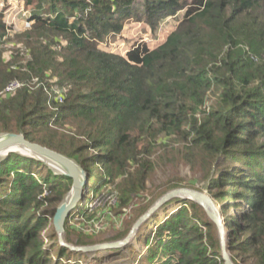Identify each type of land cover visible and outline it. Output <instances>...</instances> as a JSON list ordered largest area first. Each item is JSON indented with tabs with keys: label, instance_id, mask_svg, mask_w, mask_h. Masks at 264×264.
<instances>
[{
	"label": "trees",
	"instance_id": "obj_1",
	"mask_svg": "<svg viewBox=\"0 0 264 264\" xmlns=\"http://www.w3.org/2000/svg\"><path fill=\"white\" fill-rule=\"evenodd\" d=\"M180 12L176 28L153 49L139 44L121 56L98 46L127 19L155 30ZM31 20L19 37L24 64L13 65V56L6 62L0 50V90L13 79L38 78L40 85L23 82L0 95V132L22 133L75 159L87 173L83 192L93 197L123 175V202L151 173L152 142L175 136L184 143V160L199 156L204 163L208 192L222 205L232 261L264 264V0H37ZM4 36L0 13V42ZM54 85L65 88L62 102ZM207 99L213 103L203 110ZM66 123L84 141L60 133ZM89 150L96 154L83 158ZM35 167L46 176L33 175ZM71 184L17 153L0 161V264H61L69 250L44 248L42 229L52 212H38ZM73 212L90 216L87 204ZM213 226L199 205L181 200L157 222L148 261L225 264Z\"/></svg>",
	"mask_w": 264,
	"mask_h": 264
},
{
	"label": "rangeland",
	"instance_id": "obj_2",
	"mask_svg": "<svg viewBox=\"0 0 264 264\" xmlns=\"http://www.w3.org/2000/svg\"><path fill=\"white\" fill-rule=\"evenodd\" d=\"M1 1L4 3L1 8L3 21L9 28V37L4 36L0 42L2 56L6 62H11L12 56L16 58L15 63H12L13 65L24 64L28 57L25 55V45L19 40V37L32 27L33 21H29V19L33 16L37 0ZM181 17L182 12L176 14L174 17H169L161 21L155 30H151L143 21L127 19L124 21L123 28L119 33L109 31L101 40H98V46L105 51L121 56H126L128 50L139 44L153 49L165 41L168 34L176 28ZM19 81L37 88L32 82ZM212 103L213 99H207L201 109L206 110ZM58 131L71 137L74 136L79 143L83 140H78V138H82L83 134H79L73 124L66 123L65 126H60ZM152 143L153 149L148 158L152 160L153 168L145 179L144 186L138 192L130 194L126 202L121 200L120 189L122 188L120 186L123 185V175L109 179V182L106 183L108 186L100 189L101 191H99L97 197H93L86 189V193L83 192L85 199L79 202L78 208H82L85 204L92 202V208L89 211L90 216L84 218H75V216L67 217V221L64 223L63 233L66 242L73 245H87L123 238L128 234L136 219L144 214L160 196L172 188L190 187L203 191L212 197L206 187L208 181L204 180V163L199 156L193 159L196 162L184 160L182 157L184 143L175 136H160ZM95 154L96 151L89 150L83 153V158ZM94 168L98 170L102 169L103 166L101 164H95ZM33 175L42 179L46 176V171L42 167H35ZM97 186V184L93 185V187ZM171 186L175 187L171 188ZM93 187H90V191ZM69 190L56 203L51 205L45 204L38 212L40 214V211L45 208H48L52 212L46 216L47 220L42 229L41 238L44 242L45 249L54 244L59 245L57 234L52 223V216L55 208L64 200ZM47 194H50L48 190L44 192V195ZM180 204L181 200H171L162 205L157 212L151 215L139 227L135 235L134 243L129 242L122 248L91 253L71 252L69 250L62 257L61 264H153L148 261L147 254L148 248L155 244L157 238L155 234L157 222L165 219L167 214H171L170 212H174V209H177ZM217 205L220 207L221 212L222 205ZM204 214L206 216L205 212ZM221 215L223 216L222 212ZM213 227V234L217 236V229L215 226ZM51 256L53 262H55L58 258L57 251L52 252Z\"/></svg>",
	"mask_w": 264,
	"mask_h": 264
},
{
	"label": "water",
	"instance_id": "obj_3",
	"mask_svg": "<svg viewBox=\"0 0 264 264\" xmlns=\"http://www.w3.org/2000/svg\"><path fill=\"white\" fill-rule=\"evenodd\" d=\"M13 149H22L27 154H20ZM10 152L32 158L48 166L56 175L67 176L72 179V184L64 200L60 202L54 210L52 223L57 234L58 243L66 247L71 252L91 253L96 251L122 248L129 243V239L136 235L139 227L147 221L162 205L171 200H190L201 206L207 218L217 229L218 242L221 255L225 264H235L229 252L228 231L221 215L220 207L214 199L205 192L190 187L172 188L165 192L159 199L151 205L143 215H140L128 234L121 239L96 244L73 245L65 241L64 222L72 209L83 199V189L87 183V173L81 165L62 153L52 150L41 144L27 140L22 133L0 132V161ZM176 209H174L175 211ZM173 212V211H172ZM170 212V213H172Z\"/></svg>",
	"mask_w": 264,
	"mask_h": 264
},
{
	"label": "built area",
	"instance_id": "obj_4",
	"mask_svg": "<svg viewBox=\"0 0 264 264\" xmlns=\"http://www.w3.org/2000/svg\"><path fill=\"white\" fill-rule=\"evenodd\" d=\"M4 3L3 1L0 0V13L2 11V7H3ZM29 19V18H28ZM29 21H33L31 19H29ZM9 29V28H8ZM32 84L35 86V87H39L40 85V82H39V79L38 78H34L32 81ZM21 86H23V82H20L19 80L17 79H13V80H10L8 81L2 88V90H0V95L2 96H5V95H10V94H13L17 89H19ZM45 89V88H44ZM51 90L55 92V95L58 99L59 102H62L63 100V95L65 93V88H58L57 86H51ZM44 194V193H43ZM112 195V193H111ZM92 202H90L89 204H87V208H88V211L91 210L92 208V205H91ZM79 205V203L76 205V207ZM75 207V208H76ZM74 208V209H75ZM73 210V209H72ZM70 217L71 216H75V218H80V216H78V214L76 213H70L69 214Z\"/></svg>",
	"mask_w": 264,
	"mask_h": 264
},
{
	"label": "bare ground",
	"instance_id": "obj_5",
	"mask_svg": "<svg viewBox=\"0 0 264 264\" xmlns=\"http://www.w3.org/2000/svg\"><path fill=\"white\" fill-rule=\"evenodd\" d=\"M13 150H15V151H17V152H19L20 154H27L28 152L27 151H24V150H22V149H13ZM157 212V211H156ZM143 215V214H142ZM151 217V216H150ZM134 241H135V236H132L130 239H129V242L130 243H134ZM119 248V247H118Z\"/></svg>",
	"mask_w": 264,
	"mask_h": 264
}]
</instances>
